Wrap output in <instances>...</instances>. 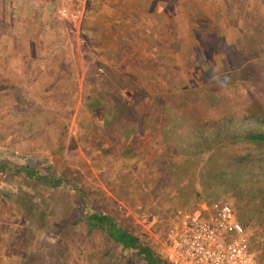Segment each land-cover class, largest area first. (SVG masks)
Here are the masks:
<instances>
[{"label": "rangeland", "instance_id": "obj_1", "mask_svg": "<svg viewBox=\"0 0 264 264\" xmlns=\"http://www.w3.org/2000/svg\"><path fill=\"white\" fill-rule=\"evenodd\" d=\"M115 9L101 0H0L8 35L0 50H10L0 55V94L19 87L10 74L16 51L30 62L40 52L48 64L42 78L28 73L46 99L19 88V99H0V264H146L90 226V213L166 260L183 213L216 202L235 208L260 255L264 149L222 148L216 135L228 119L231 131L264 130V0H174L165 29L110 24ZM147 10L117 9L143 21ZM197 129L207 139L191 140Z\"/></svg>", "mask_w": 264, "mask_h": 264}, {"label": "built area", "instance_id": "obj_2", "mask_svg": "<svg viewBox=\"0 0 264 264\" xmlns=\"http://www.w3.org/2000/svg\"><path fill=\"white\" fill-rule=\"evenodd\" d=\"M172 264H262L249 251V236L227 202L185 213L167 245Z\"/></svg>", "mask_w": 264, "mask_h": 264}, {"label": "crops", "instance_id": "obj_3", "mask_svg": "<svg viewBox=\"0 0 264 264\" xmlns=\"http://www.w3.org/2000/svg\"><path fill=\"white\" fill-rule=\"evenodd\" d=\"M102 4L104 7H110V9L112 10V8H116V12H113L111 10H109V16H110V24H119L122 22V24H124L125 26H127L126 24L127 23H135V24H145L146 22H151L152 26L155 25V24H158V25H161L162 26V29H165V26L169 23H173L175 21V17H174V14H168L169 13V8L173 7V4H174V0H101ZM91 4H94L91 2ZM122 6H125L126 8H129V7H138L139 8H142L144 7V9H148L146 14H143V11H142V15L144 17H146L147 19H145L143 21V18L140 14H134V15H130L128 13H122L121 11L118 12L117 9L122 7ZM188 6V3L184 4L182 3V7H185ZM166 11V12H165ZM168 12V13H167ZM118 13H121L118 14ZM186 19L188 20V17H186ZM151 26V27H152ZM150 27V29H143L142 28V31H148L150 33H152V28ZM157 31H158V28H157ZM8 35L6 34L5 36L3 35H0V40H3L4 37H7ZM156 38H164V37H159L158 35H156ZM151 39V37H150ZM10 50L7 49V52L4 53L2 50H0V55H8ZM21 59H20V63H17L15 69L10 73L14 78H12L13 80H16L15 83L18 84L19 87V90H22L23 93H25V95L31 99V96H37L38 99H46V91H45V88L42 87L44 86L43 85H34L36 84V82H33L31 83V81H28V73L29 72H33V71H37L38 74L40 75V77L42 78V74H45L47 75V70H48V64H47V60H46V57L47 56H43L41 55V53L39 52V54H37L36 56L35 55H32L31 57L33 58V61L30 62V57H26V53L24 50H20V51H16ZM46 54V52H45ZM40 58V59H39ZM39 59V64L38 63H34L35 60H38ZM12 62V61H11ZM14 62H12V64H8V67L9 66H14ZM16 73V74H14ZM9 74V73H7ZM41 78H39V80H35V81H39L41 82ZM38 82V83H39ZM33 87V89H32ZM34 87H37L38 89H43V92H35L34 91ZM16 88V90L14 89V86H10V88H6L8 94H6V97L1 95L0 94V99H19L18 95H17V91L18 89ZM23 89H32L30 91V94L27 93V92H24ZM1 92V91H0ZM2 93V92H1ZM89 106V105H87ZM114 118H117V117H114ZM1 121V120H0ZM205 205V204H203ZM203 205H199L198 207L200 206H203ZM192 210V209H191ZM190 211V210H189ZM188 211V212H189ZM187 213V212H184L183 215Z\"/></svg>", "mask_w": 264, "mask_h": 264}, {"label": "trees", "instance_id": "obj_4", "mask_svg": "<svg viewBox=\"0 0 264 264\" xmlns=\"http://www.w3.org/2000/svg\"><path fill=\"white\" fill-rule=\"evenodd\" d=\"M230 125H233V122L231 119H228V123H226L224 127L221 126L218 128V134L216 136L217 138L221 139L222 148H227L228 146L232 145V146H245L251 148L254 147L257 149L260 148L264 149V130L237 132V131L229 130L228 128ZM225 130L230 131L231 133L225 132L224 136L221 137V133L224 132ZM198 136L203 137V139H207V137H204V134L199 129H197V131H195L190 138L191 140L197 141L199 140ZM228 142L230 144H228ZM205 146L207 150H210L213 145L206 143ZM213 160L216 159H214L213 156H208L207 162H211ZM244 160H245L244 158H240L237 160L236 167L234 169V175L240 176L242 171L245 170L246 163ZM241 164H243V166H241ZM218 165L219 164H217L216 166ZM227 165L230 166L229 164ZM222 167L223 164L221 163L219 168ZM27 174L29 176L41 179V176L38 175L37 172L32 169H29ZM211 174L210 176L212 177V179H217L221 177L224 174V172L223 171L221 173L214 172L212 175ZM88 223L92 227L99 228L100 226L101 227L103 226V228L107 230L108 234L111 236L114 242L119 243L123 246V248L130 249L133 252L140 255L144 259L146 264L171 263L168 257L165 260L162 255L160 256L156 254L149 246L143 244L137 235H134L133 233L129 232L127 229L119 226L116 223V221L113 218L109 217L108 215H99L96 213H90L88 215ZM254 246H256V244ZM258 248L264 249V236H263V240L259 241ZM249 251L258 262L264 264V250L260 253V255H257V253L254 252L251 248L250 239H249Z\"/></svg>", "mask_w": 264, "mask_h": 264}]
</instances>
